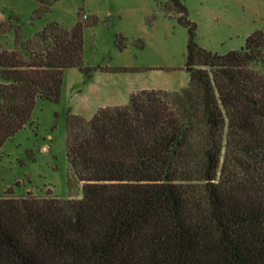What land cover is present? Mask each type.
<instances>
[{"label":"trees","instance_id":"obj_1","mask_svg":"<svg viewBox=\"0 0 264 264\" xmlns=\"http://www.w3.org/2000/svg\"><path fill=\"white\" fill-rule=\"evenodd\" d=\"M165 9L188 29V85L69 110L83 196L0 197V264H264V28L221 54L199 45L184 0ZM84 26L51 22L10 49L0 20V147L38 100H60L65 69H102L84 62Z\"/></svg>","mask_w":264,"mask_h":264},{"label":"rangeland","instance_id":"obj_2","mask_svg":"<svg viewBox=\"0 0 264 264\" xmlns=\"http://www.w3.org/2000/svg\"><path fill=\"white\" fill-rule=\"evenodd\" d=\"M166 0H0V20L13 29L2 37L10 49L31 39L51 22L72 28L84 23V62L100 66L90 80L77 69L64 71L59 101L38 100L31 122L0 147V197L28 192L81 198L82 183L66 152L67 113L91 118L108 105L128 103L141 89L180 90L189 83L185 69L188 29L165 9ZM197 24L200 46L224 54L245 46L264 28V0H184ZM126 47L117 45L120 36ZM127 67L126 71L103 68Z\"/></svg>","mask_w":264,"mask_h":264}]
</instances>
